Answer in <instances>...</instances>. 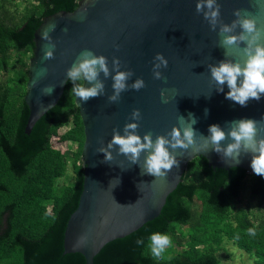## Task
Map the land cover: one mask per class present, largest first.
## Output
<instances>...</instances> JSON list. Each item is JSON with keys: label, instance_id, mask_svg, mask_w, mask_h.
I'll use <instances>...</instances> for the list:
<instances>
[{"label": "water", "instance_id": "water-1", "mask_svg": "<svg viewBox=\"0 0 264 264\" xmlns=\"http://www.w3.org/2000/svg\"><path fill=\"white\" fill-rule=\"evenodd\" d=\"M196 2L78 0L72 11L58 10L44 16L34 31L24 95L29 109L25 125L27 134L58 102L67 82L66 70L85 49L105 56L110 70L112 58L117 57L121 61L120 70L133 72L127 81L129 85L136 78L145 83L139 91H124L119 102L110 103L107 97L113 91L111 75L114 73L108 78L101 73L100 79L105 85L103 96L89 99L87 103L74 99L83 124L81 159L84 173L78 205L70 214L64 231V254L80 253L86 264H94V256L106 243L128 235L160 214L167 196L182 181L188 162L196 156L204 157L213 168L241 167L253 172L251 154L242 153L236 163L212 151L211 145L207 152L197 151L195 146L176 149L174 154L179 165L162 179L141 175L140 167L132 165L123 155H117L115 147L112 150L114 159L107 163L103 162V153L97 152L98 148L106 147L113 129L123 134L124 125L130 122L139 124L138 135L143 137L150 133L155 140L157 135H165L173 126H186L190 122L189 113L197 120L192 126L197 137L209 135L208 127L213 124L227 131V122L232 120L260 121L264 117V96L259 101L250 100L248 106L242 108L225 98L229 90L227 85L224 92L218 93L215 85L209 84L207 65H216L223 59H240L241 64L243 61L235 50L233 55L224 56V49L219 46L218 27L217 31L210 30L203 15L196 12ZM217 3L220 4V20L225 24L236 19L233 12L239 9L242 15L256 19L258 26L264 25V12L260 11L264 0H217ZM51 23L56 25L49 34L56 45L54 58L43 60V46L47 41L41 39V33ZM65 28L67 32L62 31ZM157 53L168 61L167 68L160 69L163 78L159 80L152 75L153 58ZM49 85L54 90L44 95L41 90ZM89 86L85 81V87ZM161 91L168 103L163 102ZM133 109L140 110L139 121L131 119ZM261 137L264 133L258 134L257 138ZM229 142L223 141L222 146ZM199 143L201 141L197 140ZM145 155L141 153V163ZM105 217L108 222L102 225Z\"/></svg>", "mask_w": 264, "mask_h": 264}, {"label": "trees", "instance_id": "trees-1", "mask_svg": "<svg viewBox=\"0 0 264 264\" xmlns=\"http://www.w3.org/2000/svg\"><path fill=\"white\" fill-rule=\"evenodd\" d=\"M77 3L0 0V69L10 73L0 83V264H86L80 253H63L66 223L78 205L84 173L83 124L71 81L55 106L25 133L34 31L44 16L72 11ZM53 137L74 143L75 149L54 147ZM156 232L172 240L167 257H154L148 248ZM138 239L144 243L137 245ZM226 241L253 264H264V178L241 167L213 168L196 156L160 214L106 243L94 264H221L218 252Z\"/></svg>", "mask_w": 264, "mask_h": 264}, {"label": "clouds", "instance_id": "clouds-1", "mask_svg": "<svg viewBox=\"0 0 264 264\" xmlns=\"http://www.w3.org/2000/svg\"><path fill=\"white\" fill-rule=\"evenodd\" d=\"M197 13L203 15L212 31H217L220 37L219 46L224 49V56L233 55V50L241 56V60L235 61L223 59L216 65L209 64L207 68L210 72L209 84L215 85V91L224 92V86L229 89L225 93V98L244 108L248 106L250 100L259 101L264 96V25H257V20L247 14L242 15L241 10H234L236 17L230 24H225L220 20V4L217 0H197L195 4ZM260 11L264 12V6ZM56 28L55 23H51L41 33V39L47 41L43 46V60L54 58L53 50L56 45L49 35ZM237 28L240 29L237 32ZM62 31L67 32V28ZM241 45H243L241 47ZM118 47V46H116ZM109 61L103 55H95L91 50L85 49L79 53L76 62L66 70L68 81L73 84L72 92L81 103H87L89 99L97 98L105 94V85L100 79L101 73L104 78H108L111 73L113 81L112 94L107 97L110 103L119 102L121 93L129 89L139 91L145 87L143 79L136 78L130 85L127 81L133 76L129 70H120L121 61L117 57L111 60V70ZM168 61L160 53L153 58L152 75L154 79H162L160 69L167 68ZM85 81L89 87H85ZM82 82V83H77ZM53 86H46L42 89L44 95L51 94ZM164 103H168L163 91L160 93ZM207 115V109H205ZM190 122L186 126H173L165 135H157L155 140L150 133L141 137L137 134L139 124L137 122L126 123L123 127V134L116 129L106 147L97 149L98 153H103L105 163L114 159L112 150L115 147L117 155H123L132 165H138L141 175H151L156 178H165L169 171L179 161L176 158L175 150H187L190 146H195L197 151L207 152L209 145L211 150L220 154L223 158L235 160L239 163L241 154H251L250 167L255 175L264 178V137L257 138L259 133H264V117L260 121L254 119L241 118L227 122V131L219 125L213 124L208 127L209 135H199L193 129L197 123L192 113L188 114ZM131 119L139 121L141 113L139 109H133ZM184 117L181 116V120ZM197 140L201 143L197 144ZM230 140L225 146L222 142ZM170 149L172 151H170ZM141 153H145L143 163L140 162ZM119 184V178H116ZM111 183V182H110ZM117 184V185H118ZM130 206V205H129ZM105 217L101 224H107ZM250 235H255L254 229H248ZM148 248L154 257H160L164 251L171 246V238L159 232L153 233L148 238ZM83 242V238L81 243ZM143 240H137L136 244H143Z\"/></svg>", "mask_w": 264, "mask_h": 264}, {"label": "rangeland", "instance_id": "rangeland-1", "mask_svg": "<svg viewBox=\"0 0 264 264\" xmlns=\"http://www.w3.org/2000/svg\"><path fill=\"white\" fill-rule=\"evenodd\" d=\"M23 3L19 1V10L22 8ZM8 77L4 72H0V83H2ZM69 125L62 127L59 130V133H63ZM51 143L54 147L61 149L62 151L68 148H74L75 144L61 141L57 137H53ZM245 205L246 202H242V205ZM255 207V203H252ZM169 247L164 251L163 257H167L169 252ZM218 255L221 259V264H253V261L248 257V254L240 250L236 245H234L231 241H226L224 250H220Z\"/></svg>", "mask_w": 264, "mask_h": 264}, {"label": "flooded vegetation", "instance_id": "flooded-vegetation-1", "mask_svg": "<svg viewBox=\"0 0 264 264\" xmlns=\"http://www.w3.org/2000/svg\"><path fill=\"white\" fill-rule=\"evenodd\" d=\"M0 72H4L5 74H7V75H8V77H7L6 79H8V78H9V75H10V73H8V71H5V70H3V69H0ZM6 79H5V80H6ZM5 80H4V81H5Z\"/></svg>", "mask_w": 264, "mask_h": 264}]
</instances>
